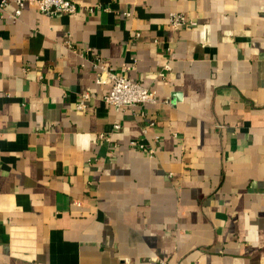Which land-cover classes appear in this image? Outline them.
Masks as SVG:
<instances>
[{"label": "crops", "instance_id": "crops-1", "mask_svg": "<svg viewBox=\"0 0 264 264\" xmlns=\"http://www.w3.org/2000/svg\"><path fill=\"white\" fill-rule=\"evenodd\" d=\"M5 1L0 264H264V0Z\"/></svg>", "mask_w": 264, "mask_h": 264}, {"label": "built area", "instance_id": "built-area-1", "mask_svg": "<svg viewBox=\"0 0 264 264\" xmlns=\"http://www.w3.org/2000/svg\"><path fill=\"white\" fill-rule=\"evenodd\" d=\"M26 3L33 4L39 13L45 16H54L56 14L72 15L76 13V5L71 0H15L16 9L13 18H17L22 8ZM8 3L5 0L0 1V8H5ZM194 20L186 18L183 14L172 13L169 15V25L174 28L182 26H194ZM106 74V80H103L102 74L97 78V83H109V91L103 97V101L108 106L114 108L116 111L133 108L136 106H143L145 104L154 103L155 93L148 88L140 85L139 82L131 81L122 74L114 73L111 70H106L101 66L100 68ZM169 70V66L164 67ZM101 72V71H100ZM88 95H83L82 99H87ZM83 106V101L78 105L79 108ZM153 151L149 150L151 154Z\"/></svg>", "mask_w": 264, "mask_h": 264}]
</instances>
